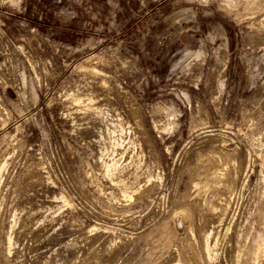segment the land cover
<instances>
[{"label":"rangeland","instance_id":"obj_1","mask_svg":"<svg viewBox=\"0 0 264 264\" xmlns=\"http://www.w3.org/2000/svg\"><path fill=\"white\" fill-rule=\"evenodd\" d=\"M0 264H264V0H0Z\"/></svg>","mask_w":264,"mask_h":264},{"label":"bare ground","instance_id":"obj_2","mask_svg":"<svg viewBox=\"0 0 264 264\" xmlns=\"http://www.w3.org/2000/svg\"><path fill=\"white\" fill-rule=\"evenodd\" d=\"M210 255H211V253H210Z\"/></svg>","mask_w":264,"mask_h":264}]
</instances>
